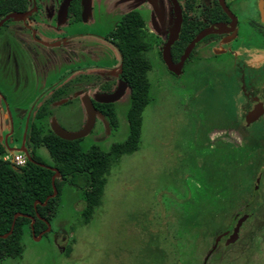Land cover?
Masks as SVG:
<instances>
[{
  "label": "flooded vegetation",
  "instance_id": "flooded-vegetation-1",
  "mask_svg": "<svg viewBox=\"0 0 264 264\" xmlns=\"http://www.w3.org/2000/svg\"><path fill=\"white\" fill-rule=\"evenodd\" d=\"M175 1L181 15L177 39L170 47L175 65L200 33L213 25H224L222 31L211 32L194 44L177 73L168 69L162 57L176 25L173 0H0V29L6 32L0 34L1 40L28 37L44 46L46 41L41 34L36 36L32 22L54 20L56 31L63 23H96L104 17L101 10L105 7L114 22L111 30L102 34L86 31L69 38L81 44L85 57L81 67L61 77L37 106L16 109L14 116L10 109H4L1 119L3 127H8L0 139L10 154L24 155L23 148L29 154V126L39 108L58 92L60 99L48 108L79 102L85 115L83 127L88 118L84 102L88 101L95 112L89 134L99 122L106 131L103 135L110 137L118 129V120L111 125L105 114L112 113L117 119V103L126 98L130 102V88L122 69L121 38L136 37L144 54L159 48L156 60L174 77L171 85L176 89L178 112L188 121L186 114L191 118L194 131L191 162L184 158L186 144H181L178 159L183 177L181 208L192 203V210H214L212 216L224 220V228L213 235L215 252L220 246L241 242L242 230L249 223L264 228V0ZM86 40L90 47L84 45ZM93 51L96 59L90 63ZM13 59L18 75L17 58ZM145 59L149 64L145 76L150 82L157 62ZM110 96L117 99L111 103L99 101ZM6 98L0 91V101ZM184 162L192 167L187 169ZM231 210L242 211L232 215ZM202 226L207 225L204 222Z\"/></svg>",
  "mask_w": 264,
  "mask_h": 264
},
{
  "label": "rangeland",
  "instance_id": "rangeland-1",
  "mask_svg": "<svg viewBox=\"0 0 264 264\" xmlns=\"http://www.w3.org/2000/svg\"><path fill=\"white\" fill-rule=\"evenodd\" d=\"M168 11L172 15L170 6ZM101 13L104 17L96 23H63L57 31L54 20L32 22L36 36L41 34L47 46L28 37L16 40L0 37V91L7 95L6 100L0 101V136L8 127H3L1 119L4 109H10L14 116L16 109L37 106L61 77L81 67L84 57L81 44L69 38L86 31L102 34L111 30L114 24L111 13L106 7ZM2 32L6 33L4 28L0 29ZM89 44L87 40L84 43L90 47ZM150 50L144 57L155 63L159 48ZM94 54L93 51L90 63L95 62ZM14 56L18 75L14 73ZM156 62L149 82L148 104L142 114L138 148L111 161L108 173L103 176L105 187L100 205L90 219L86 221L82 212L84 191L64 185L50 231L37 239L26 231L22 255L4 258L0 264H264V228L249 223L242 230L241 242L220 246L214 252L213 235L224 228V220L213 217L214 210H192V203L181 208L183 177L178 159L181 144H186L184 158L191 162L194 131L191 118L186 114L188 121L184 113L178 112L176 89L171 85L174 77L159 60ZM129 106L127 98L119 101L116 132L104 136L106 131L97 122L94 131L81 142L83 149L97 147L110 154L114 144L123 143L128 136ZM52 110L53 118L67 131L76 132L84 123L79 102L55 105ZM51 117L43 120L44 132ZM37 153L46 164L52 163L44 147ZM8 155L24 156L20 152ZM187 162L183 165L190 169L192 165ZM204 222L208 227L202 226ZM195 223L200 224L199 228Z\"/></svg>",
  "mask_w": 264,
  "mask_h": 264
},
{
  "label": "trees",
  "instance_id": "trees-1",
  "mask_svg": "<svg viewBox=\"0 0 264 264\" xmlns=\"http://www.w3.org/2000/svg\"><path fill=\"white\" fill-rule=\"evenodd\" d=\"M177 43L174 45V53ZM143 46L137 38L125 36L121 38V57L123 76L130 88V106L126 115L128 124L127 139L120 144H114L111 153L106 154L97 147L85 151L81 142L83 139L66 141L58 138L51 131L50 126L46 132L43 120L51 117L52 112L47 110L52 102L60 99L59 92L51 97L39 108L34 122L29 126L26 144L31 158L38 162L55 168L59 176L55 179L58 194L50 199L45 206L34 202H44L52 193L51 178L54 173L45 167H40L26 159L22 167L14 166L10 161L3 160L9 153L7 147L0 139V235L9 232L16 213L31 216L35 219V234L46 229V222L51 223L58 205L62 187L71 185L84 191L82 211L88 221L95 207L100 205L104 193L105 182L103 176L109 171L111 161L122 154H132L137 150L140 142L142 128V114L148 104L149 82L145 71L149 64L140 50ZM111 125L116 124V116L105 114ZM44 147L52 158L51 164H46L38 155L37 150ZM38 215L40 218H38ZM30 219L18 217L12 233L5 239L0 238V261L4 258H17L23 253V237L30 231Z\"/></svg>",
  "mask_w": 264,
  "mask_h": 264
},
{
  "label": "water",
  "instance_id": "water-1",
  "mask_svg": "<svg viewBox=\"0 0 264 264\" xmlns=\"http://www.w3.org/2000/svg\"><path fill=\"white\" fill-rule=\"evenodd\" d=\"M173 3H174V8H175V15H176V25H175V29H174L173 33L171 34L170 38L168 39V41L166 42V44L163 48L162 57H163V61L165 62L166 66L168 67V69L173 73H177L178 70L180 69L182 62L186 59V57L191 52L194 44L197 43L199 40H201L205 35H207L211 32L222 31L224 28V25L223 24H216V25H213L212 27L204 30L202 33H200L186 47L184 54L181 58V62L178 65H175L174 63H172L171 58H170V47L175 42V40L177 39L179 27H180L181 15H180V10H179V7H178L176 1L173 0ZM116 99H117V96H110V97L103 98L99 101L104 102V103H111V102L115 101ZM84 105H85L87 112H88V118H87L85 125L80 130H78L76 132H70V131L63 129L61 126H59V124L53 119L51 121V124H50V129L54 133V135H56L58 138H60L62 140H66V141H75V140H79V139H82L85 136H87L90 133L91 129L93 128L95 112H94L92 105L88 101L87 102L85 101ZM22 152L24 153L26 159L29 162L36 164L40 167H45L47 169H50L54 173V175L51 178L52 193L46 197L44 202H40V201L34 202V208H36V205L45 206L50 199L54 198L58 194L57 188L55 187V179L59 176V172L55 168H52V167L47 166L45 164L38 163V162L34 161L24 148L22 149ZM36 216L38 218H40L38 215H36ZM18 217L29 218L31 220V223H30L31 235L35 239L41 237V234L38 236H35V231H34V226H33L35 219L33 217L28 216V215H23L21 213H16L13 216V221H12L11 228H10L9 232L5 235H0V238L5 239L8 235H10L12 233L15 221ZM40 219L46 223V226H47L46 231H48L50 229V224L48 222H46L44 219H42V218H40ZM214 248L215 247H213L212 250H214ZM212 250L209 253H211Z\"/></svg>",
  "mask_w": 264,
  "mask_h": 264
},
{
  "label": "built area",
  "instance_id": "built-area-1",
  "mask_svg": "<svg viewBox=\"0 0 264 264\" xmlns=\"http://www.w3.org/2000/svg\"><path fill=\"white\" fill-rule=\"evenodd\" d=\"M3 160L5 161H10L14 166H17V167H22L25 165V162H26V157L24 156H9L8 154L3 156Z\"/></svg>",
  "mask_w": 264,
  "mask_h": 264
}]
</instances>
